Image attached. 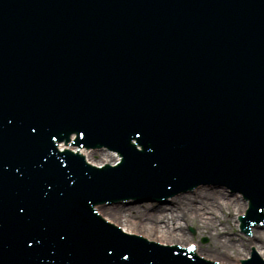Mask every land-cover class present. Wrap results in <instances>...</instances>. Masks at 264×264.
I'll return each instance as SVG.
<instances>
[{"label": "water", "instance_id": "95a60500", "mask_svg": "<svg viewBox=\"0 0 264 264\" xmlns=\"http://www.w3.org/2000/svg\"><path fill=\"white\" fill-rule=\"evenodd\" d=\"M201 184L264 223V0H0V264H225L93 209Z\"/></svg>", "mask_w": 264, "mask_h": 264}, {"label": "bare ground", "instance_id": "6f19581e", "mask_svg": "<svg viewBox=\"0 0 264 264\" xmlns=\"http://www.w3.org/2000/svg\"><path fill=\"white\" fill-rule=\"evenodd\" d=\"M58 147L59 150L69 148L79 152L87 163L93 166L120 160L115 151L108 149L95 151L85 147L77 148L64 142L59 143ZM184 193L180 192V195L170 199L166 205L156 203L149 209L144 208L143 204H120L96 209L136 232L173 246L192 245L193 252L220 259L225 264H237V258L247 255L248 245H253L264 259V227H251L252 234L246 238L236 239L224 235L231 228L237 230L238 221L235 218L243 213L246 207L240 195H230L222 190L212 191L206 188L197 189L193 194ZM189 224L196 226L198 236L208 237L207 245H197L193 243L192 238L187 237L185 228Z\"/></svg>", "mask_w": 264, "mask_h": 264}, {"label": "rangeland", "instance_id": "374dc122", "mask_svg": "<svg viewBox=\"0 0 264 264\" xmlns=\"http://www.w3.org/2000/svg\"><path fill=\"white\" fill-rule=\"evenodd\" d=\"M101 149H105V148H101ZM89 150H92V149H89ZM95 151H99L100 149H94ZM105 150H107V149H105ZM120 161V160H119ZM118 161V162H119ZM203 188H206V185L205 186H197L196 188H194L192 191H189V192H185L184 194H193V192L195 191V190H197V189H203ZM206 189H208V190H212V191H217V190H222V191H224V192H228V194H230V195H240V193L239 192H234V191H231V189L230 188H227L226 186H214V187H210V188H206ZM178 195H180V193H178V194H176V195H174L173 197H171V198H168L167 200H165V201H155V202H145V203H135L134 205H140V204H143V205H145V206H143L144 208H147V209H149V208H152L153 207V205L154 204H159V205H166V204H168V202L170 201V199H172V198H174V197H176V196H178ZM182 195V194H181ZM242 199V202L243 203H246V207H245V210H244V212L246 211V209H247V201H244V199L243 198H241ZM196 204V203H195ZM116 205H120V203H115V204H111V205H107V204H105V205H102V206H99L100 208H105V207H109V206H116ZM131 205H133V204H131ZM244 212L243 213H241V214H244ZM263 212H264V210H263ZM238 217V215L236 216V218ZM239 225V224H238ZM220 227H222V225H219ZM185 232H186V235H187V237L190 239V238H192V241H193V243H196L197 245L199 244V245H201V246H205V245H207V243H208V237L207 236H198V234H197V232H196V226L195 225H187V227L185 228ZM252 232V231H251ZM250 232V236H251V233ZM224 235L225 236H232V238H236V239H240V237H244V238H246L247 236L246 235H244L241 231H240V229H239V226L237 227V230H232V228L228 231V232H226V233H224ZM249 236V237H250ZM254 251H256L257 252V250L255 249V247L253 246V245H251L250 246Z\"/></svg>", "mask_w": 264, "mask_h": 264}, {"label": "snow or ice", "instance_id": "6c2138e0", "mask_svg": "<svg viewBox=\"0 0 264 264\" xmlns=\"http://www.w3.org/2000/svg\"><path fill=\"white\" fill-rule=\"evenodd\" d=\"M33 131H35V129H32ZM81 135H82V133H81ZM137 135H139V133H137ZM125 259H127V257H125Z\"/></svg>", "mask_w": 264, "mask_h": 264}]
</instances>
